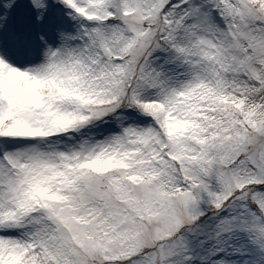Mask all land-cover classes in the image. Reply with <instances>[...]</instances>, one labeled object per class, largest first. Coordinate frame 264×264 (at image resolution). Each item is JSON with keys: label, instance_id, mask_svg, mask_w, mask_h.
<instances>
[{"label": "snow or ice", "instance_id": "obj_1", "mask_svg": "<svg viewBox=\"0 0 264 264\" xmlns=\"http://www.w3.org/2000/svg\"><path fill=\"white\" fill-rule=\"evenodd\" d=\"M0 264H264V0H0Z\"/></svg>", "mask_w": 264, "mask_h": 264}]
</instances>
